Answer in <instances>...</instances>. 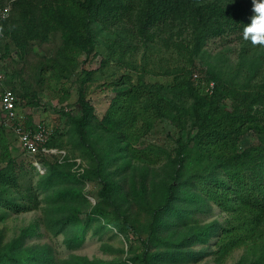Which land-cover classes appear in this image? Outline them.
I'll list each match as a JSON object with an SVG mask.
<instances>
[{
	"label": "trees",
	"instance_id": "1",
	"mask_svg": "<svg viewBox=\"0 0 264 264\" xmlns=\"http://www.w3.org/2000/svg\"><path fill=\"white\" fill-rule=\"evenodd\" d=\"M211 1L214 2L212 7L209 4L200 8L197 15L200 18L196 16L190 19V25L177 29L174 26L179 23L164 25L163 21L167 22L168 19L157 10L162 2L165 7L167 0H142L141 4L139 0H56L55 4L42 7L41 18L37 17L34 0H13L9 16L0 19V47L3 51L0 59L9 56L11 51L8 42L2 46L4 35L1 29L5 23L17 20L19 23L22 21L24 37L21 41L15 35V42L22 49L31 39L47 41L54 29L62 31L59 60L72 62V68L76 65V49L96 56L102 55L100 46H104L109 52V56L101 59V63L105 64L116 62L117 45L122 50L126 47L142 50L144 70L173 75L172 82L167 86L159 81L147 82L144 73L139 74L137 80L126 73L113 77L116 94L100 121L81 86L76 103L81 112L72 116L75 137L84 147L90 146V135L95 132L107 136V143L96 149L97 157L114 147L117 153L129 160L136 159L139 163L144 160L147 165L149 161L157 162L162 154L169 159L166 167L170 170L168 175H172L162 181L163 185L146 197L144 203L151 212L149 235L144 240L137 233L131 215L125 213L121 217L101 205H95L92 210L121 231L131 232L135 238H139L141 246L133 257L136 264H155V258L160 253L150 251L152 242L149 240L157 235L158 228L172 226L169 217L180 219L189 226L191 220H196L193 213L211 210L210 202H215L226 212L225 222L215 219L202 230L193 227L187 233L189 240L208 244L218 233L213 246L217 247L216 251L221 257L245 245L246 264H264V45L253 44L244 38V28L251 23L254 15L253 6L248 11L242 9V2ZM3 2L0 0V6L4 5ZM170 2L173 5L174 0ZM195 21L198 24H193ZM216 37L226 48H230V41L236 42L235 45L239 46L238 61L226 63L223 46L214 55L209 50H202ZM201 51L204 60H210L203 75L207 85L211 82L214 84L210 90L200 89L192 80V65ZM119 58L118 63L122 59ZM92 74L91 69L87 70L83 83ZM3 90L0 84V95ZM163 118L173 119L182 131L176 140V149L168 151L153 143L140 145L154 123ZM5 129L0 124V163L7 161L9 164L6 168H0V186L3 187L0 204H6L7 208L0 210V219L5 218L9 211L35 208L27 201L24 204L18 201L21 197L32 200L34 195L30 191L22 193L19 190V178ZM249 131L257 135V141L243 147L240 145L241 137ZM54 144L55 141L49 140V146ZM68 174L61 165L54 164L50 175L42 176L44 181L39 187H50L52 194H59V198L63 199L70 194L71 199H67V204L76 197L85 199L80 190L73 191L70 187L61 186ZM140 174H143V169ZM104 179L103 195L106 198L113 196V200L117 201L119 195L116 197L114 194L113 182L106 177ZM147 188V183L143 181L139 193ZM51 193L47 199L52 198ZM185 198L189 202L181 204ZM78 213L79 209L74 206L58 207L55 200L54 205L50 206L46 225H58L56 232L71 226L73 233H80L82 238L88 225L82 227L84 223L77 219ZM37 226L39 224L31 223L22 227L8 242L2 241L0 231V264H54L48 245L41 248L25 244L27 237L36 233ZM101 226L105 228V224ZM99 229L101 227L96 232ZM188 245L191 243L175 251H178L177 254L183 253V258L201 257V250H189ZM212 249L204 253L208 254ZM172 255L167 253L165 258ZM88 263L94 262L82 255L72 254L61 264ZM107 264L116 263L111 261Z\"/></svg>",
	"mask_w": 264,
	"mask_h": 264
},
{
	"label": "rangeland",
	"instance_id": "2",
	"mask_svg": "<svg viewBox=\"0 0 264 264\" xmlns=\"http://www.w3.org/2000/svg\"><path fill=\"white\" fill-rule=\"evenodd\" d=\"M10 1L4 0L3 3ZM34 3L37 5V17L41 18L42 7L45 4H55L56 0H34ZM187 22L188 19H183L175 22V24L179 23L178 25H173L177 29ZM21 24L22 21L19 23L15 20L8 24L5 23L1 29L4 35L1 39L2 46L8 42L11 54L0 59V69L6 74L5 85L17 94L18 110L23 115L25 124L34 126L39 122L45 123L52 130L51 140L55 141V144L50 146L52 149L50 152L42 153L43 155L27 153L20 147L17 137L9 127L6 128L2 122L0 123L6 128L5 133L10 144L11 158L14 162L16 176L19 178V190L22 193L30 191L34 195L32 200L21 197L18 201L22 204L27 201L33 208L35 207L29 211L6 212L5 218L0 219L2 241L8 242L20 232L22 227L37 223L39 226H37L36 233L28 236L25 244L41 248L48 245L54 258V264H61L72 254L87 257L94 262L92 264H104V262L107 264L111 261L116 264H136L133 257L141 246L139 238H135L131 232L121 231L116 225L107 222L105 218L92 210L95 205H101L121 217L125 213L131 215L137 233L144 240L149 235L148 220L151 213L150 208L144 203L155 189H159L163 185L162 181L169 179L172 175V173L168 175L170 170L166 167L169 164V159L165 154H162L157 162L149 161L150 164L147 165L148 163L144 160L140 163L136 159L129 160L117 153L114 147L103 151L100 157H97L96 149L107 143V136H101L100 132H95L94 135H90V146L84 147L75 137V123L72 116L80 115L81 112L76 104L81 86L85 90L86 99L94 107L95 116L100 121L109 110L116 94L112 84L113 77H121L122 73H126L137 80L138 75L144 73L147 82L159 81L167 86L172 82L173 75L155 74L144 70L142 68L145 64L143 63L142 50L132 47L122 50L117 45L115 46V58L118 60L121 57L120 63L116 60V62L110 61V63L102 64V57L109 56V52L101 45L102 55L96 54V56L87 55L86 52L76 49V65L72 68L70 65L72 62H66L64 59L63 62L59 60L58 51L63 43L62 31L54 29L51 38L47 41L40 38L31 39L29 44L22 49L15 42V35L21 41L24 37ZM193 24L196 25L198 22L195 21ZM235 43L234 40L230 41V48H226L216 37L205 44L202 50H209L214 55L224 47L226 54L223 55V58H227L228 62L226 63L236 62L238 61L239 46ZM203 54L202 51L199 52L194 60L192 80L200 89L207 90L209 85L203 81V75H205L207 62L210 60H204ZM148 65L150 66V63ZM89 69L93 71V74L88 81L83 83L82 79ZM226 71H228V67ZM209 84L212 85V83ZM179 129L173 119H160L154 123L140 145L145 146L153 143L168 151H174L176 140L182 132ZM256 141L257 135L253 131H249L241 137L240 145L248 147ZM54 164L61 165L64 171L69 173L63 178L61 186L70 187V190L73 191L80 190L85 199L76 197L75 200L67 204V199H71L70 194L66 196L68 198L64 197L63 199L59 198V194H52V188L39 187L44 181L42 176L50 175ZM7 166H9L7 161L0 163V168ZM142 169L143 174H140ZM105 177L113 182L114 194L116 197L119 195L117 201L113 200V196L106 198L103 195ZM143 181L147 183L148 188L143 193H139ZM2 190L3 187L0 186V192ZM50 193L52 198L47 199V195ZM182 194L184 196L185 193ZM55 200L58 207L74 206L79 209L77 219L80 220V223H84L82 227L88 225L82 238H80V233L76 235L73 233L71 226L56 232L55 229L58 225L55 226L56 228L53 225L50 227L46 225L49 220L50 206L54 205ZM186 202L189 200L185 198L180 203L186 205ZM210 203L211 210L206 211L205 209L193 213L196 220H191L189 226L180 219L169 217V221L173 223L172 226L166 229L158 228L157 235L149 240L152 242L150 251L160 253L155 258V264L247 263L245 245L236 247L223 257L220 256L216 251L217 247L213 246L218 233L213 235L208 244L192 243L187 237L188 231L193 227L202 230L205 225L215 219L225 222L226 212L215 202ZM0 210H7L6 204H0ZM104 224L105 228L101 226ZM197 224L201 225L197 226ZM99 227L101 229L96 232ZM68 240L71 242L68 243ZM188 243L191 245H188L187 249L201 250V257L183 258V253L177 254L178 251L175 250ZM210 249H212L210 253H204ZM167 253L173 255L167 259L165 258Z\"/></svg>",
	"mask_w": 264,
	"mask_h": 264
},
{
	"label": "built area",
	"instance_id": "3",
	"mask_svg": "<svg viewBox=\"0 0 264 264\" xmlns=\"http://www.w3.org/2000/svg\"><path fill=\"white\" fill-rule=\"evenodd\" d=\"M11 6L7 5L0 8V19L9 16ZM3 52L0 47V57ZM6 74L0 69V84L4 90L0 95V123L14 133L20 147L30 154L48 153L52 149L48 145L52 138V130L45 123H37L34 126L25 124L23 115L18 110V97L15 91L5 85Z\"/></svg>",
	"mask_w": 264,
	"mask_h": 264
},
{
	"label": "clouds",
	"instance_id": "4",
	"mask_svg": "<svg viewBox=\"0 0 264 264\" xmlns=\"http://www.w3.org/2000/svg\"><path fill=\"white\" fill-rule=\"evenodd\" d=\"M11 1L0 6V8L7 5H10L12 8ZM141 1L139 0L140 4ZM167 1L165 7L162 2L158 5L157 9L160 10L162 14L164 13L165 17L168 19L167 22L163 21L164 25H173L175 22H178L179 20L182 21L183 19H188V22L185 25H190V19L195 18L198 15L201 7H205L209 4L212 7L214 4L211 0H174L173 5L170 0ZM241 2L243 10L249 11V8L253 6L252 10L254 13L251 17V23L244 28V38L250 40L253 44L264 45V0H252V2L249 0H234V4H240ZM197 18L200 17L197 16ZM211 83L212 85H209L207 90L214 87L213 82Z\"/></svg>",
	"mask_w": 264,
	"mask_h": 264
}]
</instances>
